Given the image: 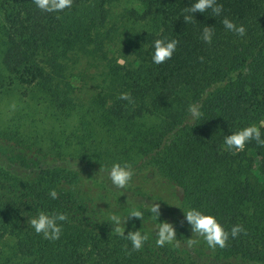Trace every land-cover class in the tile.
<instances>
[{
    "label": "trees",
    "instance_id": "16d2710c",
    "mask_svg": "<svg viewBox=\"0 0 264 264\" xmlns=\"http://www.w3.org/2000/svg\"><path fill=\"white\" fill-rule=\"evenodd\" d=\"M120 1L73 0L47 13L33 0H0V105L16 110L0 118V264H264V146L223 148L225 135L264 121V0H217L221 16L196 12L187 24L192 0H140L143 24L125 43L113 20ZM224 16L245 34L227 31ZM206 25L211 44L199 39ZM165 38L178 41L176 51L155 65L153 41ZM124 92L131 103L119 99ZM190 104L201 111L194 121ZM114 162L167 180L179 204L130 183L115 188L107 176ZM152 203L174 225L173 244L156 246ZM134 208L143 219L121 228L149 233L138 251L112 225ZM190 208L245 231L215 249L193 234L200 243L190 248ZM40 211L67 215L60 239L29 227Z\"/></svg>",
    "mask_w": 264,
    "mask_h": 264
},
{
    "label": "clouds",
    "instance_id": "9594fccd",
    "mask_svg": "<svg viewBox=\"0 0 264 264\" xmlns=\"http://www.w3.org/2000/svg\"><path fill=\"white\" fill-rule=\"evenodd\" d=\"M36 8L47 13H60L65 9H70L73 5V0H33ZM211 10L213 17H219L223 13V6L217 0H192V3L185 6L183 9V21L185 24L195 19L194 13H205ZM223 27L238 36L245 34L243 25H237L228 17L224 16L221 20ZM138 33V32H137ZM214 36V27L205 26L202 28L199 39L205 44H211ZM178 41L175 39H155L152 44L153 51L151 53V61L155 65H161L170 60L176 51ZM203 59V58H201ZM123 63V61H118ZM119 99L132 102L129 93L124 92L119 95ZM14 109L15 105H11ZM188 114L194 121L201 116V111L198 105L190 104L188 106ZM261 127H264V121L260 125L252 124L231 132L230 135H225L223 139V148L229 153L235 154L243 151L246 144L255 141L257 145L264 146V138L261 135ZM134 173L127 163L114 162L110 168L107 169V176L111 185L117 189H124L130 183ZM49 196L55 200L58 198V193L55 189L49 190ZM159 204L152 203L148 211L158 218L159 222L152 226V232L155 234V244L157 247L173 244L177 241L176 230L172 223L162 221L159 219L160 211ZM185 220L190 226L192 233L191 238L187 239V246L194 247L199 245L200 240L192 238L193 234L196 237L202 238L210 249L217 247L223 248L226 246L229 237L235 239L238 235L243 233L245 229L242 225L236 224L231 227L230 232L218 221L216 216L205 214L201 210L190 208L183 211ZM137 218L143 219V212L139 209H132L129 215L122 221L120 217H112V225L117 235H120L130 241L132 250H140L143 248L145 242L149 239V233L141 232L139 230L128 231L125 234V228H121V224L125 223L127 219ZM68 217L63 212L46 213L38 212L37 215L28 219V225L37 235L43 236L44 239L55 241L60 239L63 231V222L67 221Z\"/></svg>",
    "mask_w": 264,
    "mask_h": 264
},
{
    "label": "rangeland",
    "instance_id": "374dc122",
    "mask_svg": "<svg viewBox=\"0 0 264 264\" xmlns=\"http://www.w3.org/2000/svg\"><path fill=\"white\" fill-rule=\"evenodd\" d=\"M144 5L140 0H122L115 4L113 7L114 18L116 26L118 27V32L121 35V43H125V37H128L132 32L138 31V29L143 24V19L140 16L144 13ZM136 11L137 15L134 16L131 11ZM114 25L113 22L109 23V26ZM116 49V48H115ZM80 71V70H79ZM77 71V76L74 77V83L77 87H82L84 84L83 74ZM97 72V69L91 68L84 72L87 75V80L91 81V76ZM90 75V76H89ZM13 105L9 101H4L0 105V118L2 120H9L14 112L16 111L11 107ZM135 188L145 191L151 195H162L165 199L168 200V205L175 209L176 205L179 204V199L177 196H174L173 186L165 179L160 178L156 174H151L147 171H141L134 175L130 182ZM87 190L92 192L94 195L100 193L99 187L91 186L87 187ZM99 197V195H97Z\"/></svg>",
    "mask_w": 264,
    "mask_h": 264
}]
</instances>
